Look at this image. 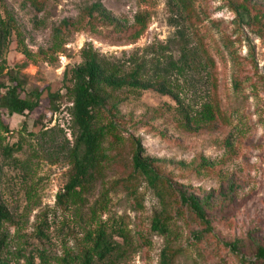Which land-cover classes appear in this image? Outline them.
<instances>
[{
  "label": "rangeland",
  "instance_id": "rangeland-1",
  "mask_svg": "<svg viewBox=\"0 0 264 264\" xmlns=\"http://www.w3.org/2000/svg\"><path fill=\"white\" fill-rule=\"evenodd\" d=\"M178 1H3L16 30L0 55V85L11 87L13 73L42 96L34 113L3 119L2 147L19 150L1 162L0 196L12 220L0 261L84 264L104 233L114 251L93 264H161L165 250L171 264H263L264 0ZM96 5L116 22L101 20ZM87 51L125 71L142 63L146 78L178 62L169 77L178 98L113 94L100 125L115 127L96 181L59 202L73 175L70 72ZM49 93L60 94L57 112ZM136 140L163 178L164 200L133 168ZM182 194L204 203L211 233Z\"/></svg>",
  "mask_w": 264,
  "mask_h": 264
},
{
  "label": "trees",
  "instance_id": "trees-1",
  "mask_svg": "<svg viewBox=\"0 0 264 264\" xmlns=\"http://www.w3.org/2000/svg\"><path fill=\"white\" fill-rule=\"evenodd\" d=\"M0 0V55H6L12 44L14 32L16 30L15 20L11 16H2V3ZM175 1L179 7L178 0ZM185 4L182 10L185 9ZM240 9V14L246 17L247 9ZM101 20L115 23L116 21L101 5L93 8ZM184 37V36H183ZM26 55L25 51H21ZM84 62L71 70L70 82L73 84L70 90L72 97V107L70 114L72 116L75 130V140L70 150V157L73 160V175L66 185L64 193L58 196L61 202L82 188H87L96 181L101 161L106 159L103 151V144L108 134L114 127V121L106 125H100L102 112L106 111L108 103L113 94L121 92H145L155 91L161 95H169L178 98L170 86L169 77L174 69H178V62L171 61L168 66L160 70L156 68V73L152 78H146V66L142 63H136L131 71H125L124 66L110 62L94 51H87L84 54ZM4 67L0 65V73ZM68 73L65 74V78ZM12 86L0 85V138H2V129L9 133V129L3 124L5 117L22 116L32 114L40 104L41 93L38 91L27 92L25 83L12 73L9 79ZM60 99V94L49 93V103L53 112H57L56 101ZM186 123L191 126V119L184 108L180 109ZM135 152L133 157V168L135 172L141 174L148 185L156 191L160 200L165 199V187L162 185L163 178L157 173L154 167V161L145 155V151L140 140L135 141ZM19 147L15 145L2 147L0 143V178L2 160L12 159ZM183 204L188 205L190 210L196 215L200 223L205 227L207 233L212 232L210 220L207 217L204 203L197 197L181 195ZM12 215L0 196V252L6 244V234L3 231L6 223L11 222ZM162 221L156 218L154 221V230L162 231ZM236 247L235 245H229ZM114 251V244L109 240L106 234L100 233L94 243L92 251H87L84 256V264H93L94 259L98 261L106 260ZM44 252V251H43ZM44 254H41L43 257ZM258 259L264 264V247H257ZM0 264H7L0 261ZM161 264H171V257L168 250L162 253Z\"/></svg>",
  "mask_w": 264,
  "mask_h": 264
}]
</instances>
